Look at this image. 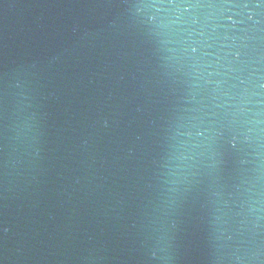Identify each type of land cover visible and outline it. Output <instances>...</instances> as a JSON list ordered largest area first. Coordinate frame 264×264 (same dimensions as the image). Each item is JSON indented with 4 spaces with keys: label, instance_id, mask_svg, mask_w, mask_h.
Masks as SVG:
<instances>
[{
    "label": "water",
    "instance_id": "obj_1",
    "mask_svg": "<svg viewBox=\"0 0 264 264\" xmlns=\"http://www.w3.org/2000/svg\"><path fill=\"white\" fill-rule=\"evenodd\" d=\"M0 264H264V0H0Z\"/></svg>",
    "mask_w": 264,
    "mask_h": 264
}]
</instances>
